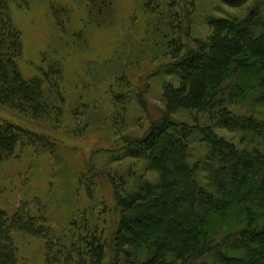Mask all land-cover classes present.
<instances>
[{"label": "trees", "instance_id": "1", "mask_svg": "<svg viewBox=\"0 0 264 264\" xmlns=\"http://www.w3.org/2000/svg\"><path fill=\"white\" fill-rule=\"evenodd\" d=\"M13 1L0 0V107L38 123H58L65 103L56 83L62 67L53 64L52 77H23L22 34L12 19ZM85 1L90 23L113 24L116 0ZM221 1L232 8L249 6L241 17L209 15L205 39L192 34L193 2V11L185 9L181 18L171 11L157 15L165 14L167 26L177 24L179 32L166 44L169 62L155 74L172 79L163 83V111L149 121L142 137L125 139L123 157L147 161L159 179L111 177L119 211L115 263L125 256V264H264V120L237 115L228 106L238 95H264V0ZM140 2L155 14L153 0ZM115 101L119 104L123 97L117 94ZM181 112L207 115L209 123L179 121ZM216 129L241 134L246 145L238 147ZM194 145L206 151L195 162ZM27 147L55 149L45 135L0 122V165ZM36 206L33 213L23 203L12 217L0 208V264H19L15 234L42 240L45 264H105L107 248L91 222L98 215L93 213L90 221L84 214L57 234L43 207ZM218 219L223 225L214 231ZM222 227H228L227 234Z\"/></svg>", "mask_w": 264, "mask_h": 264}, {"label": "rangeland", "instance_id": "2", "mask_svg": "<svg viewBox=\"0 0 264 264\" xmlns=\"http://www.w3.org/2000/svg\"><path fill=\"white\" fill-rule=\"evenodd\" d=\"M153 1L154 15L143 9L145 2L140 0H116L113 24L101 27L90 23L85 0H14L11 4L13 22L22 34L19 67L23 77H52L53 64H59L63 75L54 79L65 103L61 120L55 124L38 123L0 107V122L45 135L55 148L53 152L19 148L13 158L0 165V208L12 217L23 203L36 213L38 203L48 226L57 234L66 232L73 220H80L84 214L90 220L95 213L99 219L90 221L96 224L107 248L105 264H125L126 259L119 257L115 263L113 237L119 211L111 177L127 182L133 175L152 182L159 179L147 161L123 157L125 139L142 137L149 121L163 111V83L172 79L155 74L169 62L165 47L179 32L175 30L177 24L167 26L165 14L157 15L171 11L181 18L185 9L193 11V2L192 34L205 39L210 33L209 15L241 17L249 6L232 8L221 0ZM165 35L170 38L164 40ZM117 94L123 97L119 104ZM228 106L237 115L264 120V95L254 91L244 98L234 97ZM176 119L191 125L209 123L207 115L188 112L179 113ZM216 132L238 147L246 145L241 134ZM205 153L202 146L194 145L192 161ZM222 222L216 220L214 231ZM222 229L228 233V227ZM14 238L19 264H45L42 240L20 234ZM140 254L146 256L147 250Z\"/></svg>", "mask_w": 264, "mask_h": 264}]
</instances>
